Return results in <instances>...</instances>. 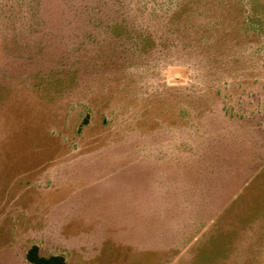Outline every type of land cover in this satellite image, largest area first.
I'll return each mask as SVG.
<instances>
[{"label":"rangeland","instance_id":"rangeland-1","mask_svg":"<svg viewBox=\"0 0 264 264\" xmlns=\"http://www.w3.org/2000/svg\"><path fill=\"white\" fill-rule=\"evenodd\" d=\"M168 1L0 0V264H264V0Z\"/></svg>","mask_w":264,"mask_h":264},{"label":"trees","instance_id":"trees-1","mask_svg":"<svg viewBox=\"0 0 264 264\" xmlns=\"http://www.w3.org/2000/svg\"><path fill=\"white\" fill-rule=\"evenodd\" d=\"M174 2V3H173ZM171 4L172 9L170 6L167 8V10H178L182 5V0H172L169 2L168 5ZM118 26L113 25L111 28L116 29ZM142 41V39L139 40V42ZM25 259L29 264H66L65 257L63 255H50V256H44L39 253V249L37 246H31L26 254Z\"/></svg>","mask_w":264,"mask_h":264}]
</instances>
